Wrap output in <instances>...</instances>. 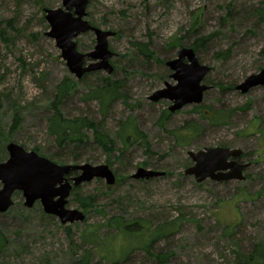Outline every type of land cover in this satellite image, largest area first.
Listing matches in <instances>:
<instances>
[{
  "label": "rangeland",
  "instance_id": "374dc122",
  "mask_svg": "<svg viewBox=\"0 0 264 264\" xmlns=\"http://www.w3.org/2000/svg\"><path fill=\"white\" fill-rule=\"evenodd\" d=\"M61 7L62 0H0V163L9 157L6 146L14 143L58 165L106 164L116 180L107 186L105 180L94 179L72 189L66 208L85 214L83 222L72 225L44 214L39 202L25 207L16 192L13 205L0 214L6 240L0 264H75L85 250L91 254L90 264H158L157 254H168L167 264H243L256 251L259 262L253 263L264 264L258 251L264 248V86L246 94L234 89L264 68V21L256 13L264 10V0H89L86 20L117 33L108 40L115 54L111 75L122 81L127 95L105 118L99 104L86 101L85 95L109 75L98 71L76 80L54 40L46 36L44 11ZM201 37L209 39L196 58L211 69L203 81L211 89L203 94L201 114L189 105L163 119L171 103L148 101L164 83L174 85L172 72L160 62L175 59L180 49ZM75 42L77 50L87 54L95 46V36L88 32ZM135 43H147L154 59L135 58ZM222 53L227 58L217 56ZM65 78L73 81L75 90L61 109L63 115L102 121L115 141L116 151L110 156L92 138L87 148L74 153L55 147L47 132L49 106ZM215 110L228 116L223 124L208 120ZM16 114L21 122L12 131ZM128 116L135 119L148 146L139 141L122 154L116 133ZM189 120L204 132L182 146L175 133ZM215 147L242 151L240 161L248 164L244 181L196 183L184 175L193 165L188 152ZM138 168L165 176L137 181L131 176ZM76 195L92 197V209L84 212ZM113 219L173 230L154 243L150 253L137 249L111 263L83 234L93 232L99 241L111 239L116 233L109 227ZM115 239L111 248L125 249L124 238Z\"/></svg>",
  "mask_w": 264,
  "mask_h": 264
},
{
  "label": "water",
  "instance_id": "95a60500",
  "mask_svg": "<svg viewBox=\"0 0 264 264\" xmlns=\"http://www.w3.org/2000/svg\"><path fill=\"white\" fill-rule=\"evenodd\" d=\"M88 3L89 0H62L61 8L44 11L49 25L46 36L54 40L61 59L76 80L93 72L102 71L107 75L113 72L110 60L115 54L109 50L108 40L114 38L116 33L100 30L86 20ZM88 32L94 34L95 46L91 52L82 54L77 50L75 39ZM165 66L172 72L170 79L174 85L164 83V87L149 96L148 101L170 102V113L189 105L199 106L203 94L211 89L203 83L211 69L199 64L191 48L180 49L177 57L165 62ZM262 86L264 68L247 77L235 87V91L246 94ZM6 151L9 157L6 162L0 163V214L9 210L13 205V195L20 192L25 207L31 208L39 202L44 214L56 217L62 225H72L85 219L82 211L66 208L73 188L94 179L105 180L107 186L115 184V176L106 164L58 165L14 143L8 144ZM241 155L242 151L238 149L224 147L188 152L193 165L184 171V175L193 177L196 183L207 180L217 183L244 181L243 173L248 164L238 161ZM73 173L75 175L72 176ZM163 176L164 172L138 168L131 178L149 181Z\"/></svg>",
  "mask_w": 264,
  "mask_h": 264
},
{
  "label": "trees",
  "instance_id": "16d2710c",
  "mask_svg": "<svg viewBox=\"0 0 264 264\" xmlns=\"http://www.w3.org/2000/svg\"><path fill=\"white\" fill-rule=\"evenodd\" d=\"M256 13L260 16L261 20L264 21V10H256ZM193 29L194 26L191 27V31H194ZM208 39V37L196 38L195 42L192 43L189 48H191L197 55L198 50L203 46L202 44ZM134 47L136 50L135 58H142L145 61L154 59V54L149 49L147 43H135ZM217 56L227 58V53L217 54ZM160 63L165 65L164 61ZM112 75L101 78L98 85L89 89L85 95L86 101H96L99 104V112L103 118L108 116L114 103L121 99L126 100L127 98V95L122 93V81L113 79ZM85 76L87 75H84V77ZM74 90L75 84L73 81L69 78H65L56 87L54 99L50 103L49 108L51 115L47 120V132L53 138L55 147L63 152H69L72 150L80 151L87 148L90 138H92V143L101 149L107 156H110L116 151L115 141L112 139L109 132L104 130L102 121L96 122L88 117L67 118L63 115L61 109L65 102L74 93ZM201 109L200 106H193L192 112L201 114ZM211 113L212 116L208 118L211 123L223 124L227 120L226 118L228 116L221 111L215 110ZM170 116L171 114L167 111L163 119H168ZM20 122L21 118L16 114L13 118L12 131H16L19 128ZM89 132L91 134H89ZM203 132V127L196 122L189 120L176 131L175 139L178 144L184 146L185 143H190V141L199 135H202ZM116 138L122 147L121 150H119L122 154L139 141L148 146L145 135H143L138 129L135 119L132 116H128L126 121L120 124L119 131L116 133ZM73 151L71 153H74ZM36 152H38V150H36ZM72 158H74V162L78 161L77 156L74 155ZM59 160L62 163L64 161L62 158H59ZM75 199L80 202L79 205L84 212L92 209L94 205V199L92 197H85L82 199L76 195ZM109 227L116 231L111 239L99 241L93 232L85 233L83 234V237L88 244L90 243L94 245V250H97L101 258L111 263L123 260L129 252L137 249L150 253V247L154 243L166 238L173 230L169 227L149 229L144 223L141 224L137 221L128 223L124 222L122 219L111 220V223L109 222ZM66 230L69 231V228ZM120 237L124 238L125 242L123 243H127V245L125 244L126 247L123 250H121L123 247H121L120 250L117 247L114 251L111 248L112 240L116 238V241ZM5 241L6 240L3 239V234L0 232V253L6 250ZM258 251L264 255V248H260ZM255 253H257V251L253 252V254L248 257V261L243 264H254L253 262H259V257H256ZM90 259L91 254L89 250H85L75 264H90ZM156 259L159 262L158 264H167L169 256L168 254H157Z\"/></svg>",
  "mask_w": 264,
  "mask_h": 264
},
{
  "label": "flooded vegetation",
  "instance_id": "af4514ba",
  "mask_svg": "<svg viewBox=\"0 0 264 264\" xmlns=\"http://www.w3.org/2000/svg\"><path fill=\"white\" fill-rule=\"evenodd\" d=\"M115 33H116V32H115ZM116 36H117V33H116ZM116 36H115V37H116ZM93 49H94V48H93ZM85 61L88 62L89 60H85ZM234 89H235V88H234ZM241 158H242V157H241ZM238 161L242 163V161H240V158L238 159ZM246 168H248V167H246ZM246 168H245V170H246ZM73 175H75V173H73L72 176H73Z\"/></svg>",
  "mask_w": 264,
  "mask_h": 264
}]
</instances>
